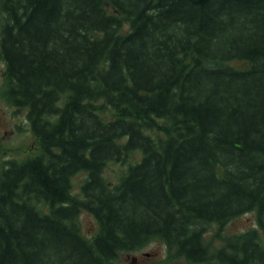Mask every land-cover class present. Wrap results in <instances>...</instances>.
I'll list each match as a JSON object with an SVG mask.
<instances>
[{
  "label": "trees",
  "instance_id": "obj_1",
  "mask_svg": "<svg viewBox=\"0 0 264 264\" xmlns=\"http://www.w3.org/2000/svg\"><path fill=\"white\" fill-rule=\"evenodd\" d=\"M0 11L9 94L41 149L0 176V264H112L154 240L193 263L264 264V0ZM136 152L110 184L107 165ZM82 211L99 223L92 238ZM248 212L258 228L209 246L211 225Z\"/></svg>",
  "mask_w": 264,
  "mask_h": 264
},
{
  "label": "rangeland",
  "instance_id": "obj_2",
  "mask_svg": "<svg viewBox=\"0 0 264 264\" xmlns=\"http://www.w3.org/2000/svg\"><path fill=\"white\" fill-rule=\"evenodd\" d=\"M0 18H2V13L0 11ZM129 23L124 24L123 31L129 30ZM233 65L237 67H246L248 65L247 62L244 61H233ZM103 114L106 117H109V110H105ZM23 115L21 116V120L23 121ZM22 131V129H21ZM23 132V131H22ZM35 144V146H34ZM14 145L18 148L16 157L23 158L26 154H30L33 157L38 156L41 152L38 139L36 136L30 131V133L26 136L21 133V135L16 136L14 139ZM15 154V153H14ZM10 155H7V157ZM14 156V157H15ZM140 158V153H134L125 163L122 162H110L105 168L104 175L110 184H114L119 181L121 175L125 172V168L127 163L130 161H134ZM86 178L85 172H80L73 178V193L76 196H80L81 185ZM79 224L81 230L85 236L88 238H92L99 232V223L97 219L88 211H82L79 215ZM253 228H258V222L255 212L245 213L233 220H231L227 225L220 228L219 225L213 224L211 225L206 232V240L209 243V246L212 249H216L221 247L223 244V236H231L243 233ZM264 237V231L262 232ZM144 253L155 254L156 256H152L151 259L144 258ZM139 255L143 258L146 264H208V263H193L187 260L183 256H179L171 253L166 244L162 240H154L148 244H146L140 252H131L130 256ZM130 258H128L127 252H121L118 257L114 260V264H131Z\"/></svg>",
  "mask_w": 264,
  "mask_h": 264
},
{
  "label": "flooded vegetation",
  "instance_id": "obj_3",
  "mask_svg": "<svg viewBox=\"0 0 264 264\" xmlns=\"http://www.w3.org/2000/svg\"><path fill=\"white\" fill-rule=\"evenodd\" d=\"M1 17V16H0ZM2 18H0L1 24ZM7 77V65L3 60L1 55L0 48V176L3 171L8 168V165L13 161H21L27 159L28 157H33L30 154H26L23 158L16 157L17 147L14 145V139L16 136L28 135L30 133L31 127L28 120V108L21 107L16 105L11 100V95L9 94L8 81ZM23 115V121L21 120V116ZM22 129V131H21ZM33 133V132H32ZM35 146V144H34ZM15 153V154H14ZM7 155H10L7 157ZM15 156V157H14ZM142 250H136L132 252H140ZM128 253V258H130L131 264H146L143 258H141L138 254L130 256V252ZM144 258L151 259L152 256H156L151 253H144ZM112 264H114L112 262Z\"/></svg>",
  "mask_w": 264,
  "mask_h": 264
}]
</instances>
